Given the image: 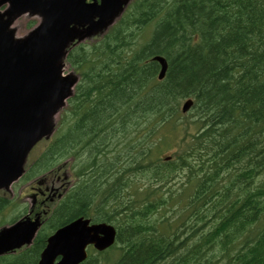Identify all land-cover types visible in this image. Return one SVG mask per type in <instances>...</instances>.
Listing matches in <instances>:
<instances>
[{
  "label": "trees",
  "instance_id": "1",
  "mask_svg": "<svg viewBox=\"0 0 264 264\" xmlns=\"http://www.w3.org/2000/svg\"><path fill=\"white\" fill-rule=\"evenodd\" d=\"M68 60L81 81L31 171L72 155L81 183L0 264L80 215L117 230L80 264H264V0H137Z\"/></svg>",
  "mask_w": 264,
  "mask_h": 264
},
{
  "label": "water",
  "instance_id": "2",
  "mask_svg": "<svg viewBox=\"0 0 264 264\" xmlns=\"http://www.w3.org/2000/svg\"><path fill=\"white\" fill-rule=\"evenodd\" d=\"M129 2L0 0V189L10 190L20 178L29 151L52 135L59 112L73 95L79 75L64 73L70 44L103 35ZM23 15L37 23L19 34L15 21ZM153 59L161 79L167 63L162 57ZM191 104L187 99L182 111ZM40 226L39 217H21L1 226L0 256L31 245ZM115 235L111 224H90V219L78 217L48 236L37 264H79L87 246L104 250Z\"/></svg>",
  "mask_w": 264,
  "mask_h": 264
},
{
  "label": "flooded vegetation",
  "instance_id": "3",
  "mask_svg": "<svg viewBox=\"0 0 264 264\" xmlns=\"http://www.w3.org/2000/svg\"><path fill=\"white\" fill-rule=\"evenodd\" d=\"M67 168L68 165L64 167L59 165L55 170L43 175L40 180H37L35 175L26 182L24 181L22 183L21 181L15 185L13 192L15 193L17 191L19 197L21 194H23V196L33 195L35 197L31 200L33 203L30 206V210L28 207L24 208V214L28 212L29 216L32 218L40 214L45 223L46 217H48L50 211L60 200L58 194L63 192L66 187L67 181L64 178V171L67 170ZM1 193L6 197L7 193L2 191Z\"/></svg>",
  "mask_w": 264,
  "mask_h": 264
},
{
  "label": "rangeland",
  "instance_id": "4",
  "mask_svg": "<svg viewBox=\"0 0 264 264\" xmlns=\"http://www.w3.org/2000/svg\"><path fill=\"white\" fill-rule=\"evenodd\" d=\"M17 20H16L17 23H18L17 25L19 26L18 29H20V32H18V33L21 34L24 31L26 32V30L30 29L33 26V21L35 20V18L22 16V17H20ZM66 70H70V66L69 65L66 66ZM45 143H46V141L43 140L38 145H36V147L33 148V150L31 151L32 154L30 152L29 163L34 161L38 157V155H40V153L43 152V150L45 149V146H46ZM165 152H167V154H170L171 152H174V150L173 149L170 150V151L166 150ZM43 173L47 174L48 172L45 171ZM40 175H42V174H38L37 176L40 177ZM71 175H72V172H70V176H69L70 177V182L72 180L74 181V179L71 177ZM27 180L28 179H26L25 182ZM6 199H9V201H11V203H9L6 206L7 208L3 209L2 212H0V227L3 226V225H7V224L12 223V221L16 220L20 216L22 217L23 210L28 204V201H27L26 197L23 196V194H21L20 197H19V193L17 194V191L15 192L14 195L7 194L6 195Z\"/></svg>",
  "mask_w": 264,
  "mask_h": 264
},
{
  "label": "bare ground",
  "instance_id": "5",
  "mask_svg": "<svg viewBox=\"0 0 264 264\" xmlns=\"http://www.w3.org/2000/svg\"><path fill=\"white\" fill-rule=\"evenodd\" d=\"M189 99H190V98H189ZM190 100H191V102L193 103L192 99H190ZM184 102H185V101H184ZM184 102H183V103H184ZM183 103H182V105H181V107H180V108H181V112H182V113H185L187 110H189V109H190V107L192 106V104H191V106H190V107H189V108H188V109H187L185 112H183V111H182V106H183Z\"/></svg>",
  "mask_w": 264,
  "mask_h": 264
}]
</instances>
